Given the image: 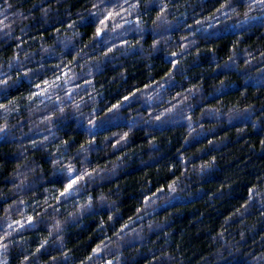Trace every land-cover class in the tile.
<instances>
[{"label":"clouds","instance_id":"1","mask_svg":"<svg viewBox=\"0 0 264 264\" xmlns=\"http://www.w3.org/2000/svg\"><path fill=\"white\" fill-rule=\"evenodd\" d=\"M261 158L264 0H0V264H264Z\"/></svg>","mask_w":264,"mask_h":264},{"label":"trees","instance_id":"2","mask_svg":"<svg viewBox=\"0 0 264 264\" xmlns=\"http://www.w3.org/2000/svg\"><path fill=\"white\" fill-rule=\"evenodd\" d=\"M141 139H142V137H141ZM239 157H240L241 160L244 159L243 154H239ZM252 159H253V162L256 161V158H255V157H253ZM258 162H259L260 164H264V158H261ZM234 164H235V162H233V166H234ZM133 179H134V178H133ZM208 187H211V186H208ZM196 209H202V205H201L200 202H197L195 205H190V206H188V207H186V208L181 209V211H184L185 214H186V218H185V220H184V222H183L185 225H187V223H188L187 213H189V212H194ZM177 227L179 228V225H178Z\"/></svg>","mask_w":264,"mask_h":264}]
</instances>
